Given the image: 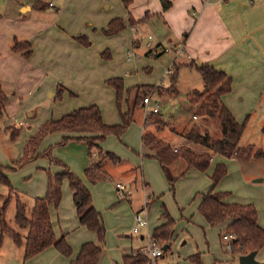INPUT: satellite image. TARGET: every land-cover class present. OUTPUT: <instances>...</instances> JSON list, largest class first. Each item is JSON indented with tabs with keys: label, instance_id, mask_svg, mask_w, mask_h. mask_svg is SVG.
Here are the masks:
<instances>
[{
	"label": "crops",
	"instance_id": "1",
	"mask_svg": "<svg viewBox=\"0 0 264 264\" xmlns=\"http://www.w3.org/2000/svg\"><path fill=\"white\" fill-rule=\"evenodd\" d=\"M33 11L37 12V15L27 19L28 13ZM113 21L117 22V26L118 24L121 25V30L115 34L106 35L104 30ZM146 34H149L148 36L151 34L154 41L152 42L151 36L150 40L147 36V42L143 48V40ZM13 42L27 43L29 44V49L16 53L12 50ZM148 42L152 45L153 50L146 46ZM165 47L183 49V52L178 55L171 52L164 53L162 49ZM129 48L133 49L132 52L135 53V57L128 58L127 52H130ZM26 52H30L27 57L23 55ZM169 54L171 56L166 60L165 57ZM201 65L211 66L231 79V91L223 95L221 100L238 124L245 123L244 133L249 123V113L252 110H258V113L261 114L264 110V0H0V87L7 96L4 111L8 122L5 126H11L17 130V137L24 127L23 133L26 134V136L24 135L25 137H22V139H26L24 145L37 131L33 132L34 128L31 120L35 117L33 113L34 106L41 98L39 93L43 91L44 93H51V97L54 96V98L59 100L61 111L55 118H42L41 124L50 120H59L73 111L93 105L100 108L102 121L107 126L120 125L121 115L128 113L130 110L132 112V124L134 122V110L140 109L142 111L141 131L138 132L134 129L135 127L130 130L128 126L121 139L123 137V141L134 146H136L135 144L139 139L140 149L141 138L147 132L154 133L158 139L168 143L170 146H172L170 142L172 140L171 136L174 135L181 138L182 144L172 147L174 149L179 148L185 144L181 134L193 122L197 121V118L194 119V113L190 122L186 124L182 122V128L179 131L170 130L169 134H165L169 137L164 138L160 134L167 130L168 122L161 115L160 106L157 115L161 116L163 123L166 125L163 130L157 132L155 126H146L147 116L144 114L141 102L139 108H137L138 105L134 106L135 97L141 96L145 89L152 88V93L150 94L152 101H157L159 104L161 101L174 100L179 95V90L176 86L180 72L185 69H194L193 66ZM167 68H171L173 72L176 68L178 69V78L175 84L176 94H172L173 96L167 93V89L171 87V74H165ZM143 73L149 74V76L145 77ZM110 80H120L122 82V95L119 104L116 101L114 87L108 84ZM140 83L143 85H139ZM156 88L159 91H155ZM132 89H136V93L133 100L130 101L129 91ZM34 92H37L35 97L33 96ZM106 97L110 107H112L113 103L115 107L116 104L119 107V115L113 113L114 116L107 120L105 117L107 116L108 118L111 113L107 112L106 114L103 109L105 108ZM63 108L65 109L63 110ZM123 108H126L125 112L122 111ZM69 110L72 111L70 112ZM22 112L28 118V122L25 121V124L21 121H16L18 117H23ZM34 121L37 120L35 119ZM38 122L40 121L38 120ZM3 132L10 136L8 131ZM28 134L30 135L28 136ZM55 134L58 135L54 137ZM55 134L44 138L33 160L45 157L50 160L49 162H52L51 157H48V155H51L50 149L41 152L43 150L41 146L46 141V138L48 139L52 135L54 138H52L51 142H56L59 137L62 140V145L67 144L66 147L70 149L74 148L72 146L74 141H81V138L90 136L77 133ZM66 138L70 140L63 143ZM106 141L104 148L101 147L100 143H98V147L114 154L108 151L111 143L110 137ZM239 146H241L240 141ZM114 155L117 156L116 154ZM95 156L97 161L91 164L98 162V156L96 154ZM117 157L120 158V156ZM19 159L20 157H17L11 162L17 165L16 162ZM140 159H143L141 155ZM33 160L30 162L32 163ZM227 160L231 161L232 165L236 161L242 163L235 156L231 159H226L221 155L214 154L211 156L210 166L203 173H210V179L215 166L217 164H225ZM108 164L110 163H106L104 167ZM120 164L122 162L114 165ZM89 165L81 167V162H76V168L80 166L81 174L87 183L84 170ZM0 166L6 169L9 168V166L1 163ZM33 169L34 166H30V168L17 172L16 175L26 178L28 176L26 173L31 174ZM43 170L45 169L43 168ZM132 170L127 169L123 173L126 177H130ZM62 172L64 171L60 173ZM70 172L72 173V171ZM201 173L196 170H190L187 175L193 174L195 177L192 179L194 181L192 182L191 180V182L197 183L200 179L203 181V178H199V175H202ZM4 176L6 177L5 172ZM227 178L228 169L226 176L214 188L212 183L207 181L204 185L200 181L201 186L188 182L190 184L188 187L189 198L191 194H199L196 201L197 212L201 201L200 196L211 190L229 193V196L224 199L226 203L250 204L256 209L255 204L258 198L251 195L252 188H247L250 192L249 196L242 201H237L232 196V193L225 189L229 181ZM47 182L48 179L45 193H43L44 196ZM117 183H121V181L116 182L115 185ZM121 184L127 187L125 183ZM202 187L203 191L199 193ZM41 190L43 192V186H41L39 191L41 192ZM61 192L62 197L59 206H51L49 208L53 232V213L55 212L57 217L58 208L62 204L63 198L69 206L70 216H76L74 204L70 202H73L72 192L66 180L62 182ZM44 196L41 198H44ZM261 199L263 201L264 197ZM93 201L94 198H92L94 207ZM114 201L116 200L114 199ZM70 204H72V207ZM146 206L147 203L145 202L144 210ZM75 216L73 219L77 223L78 231H80L79 227L83 226L79 224L78 218L77 216L75 218ZM200 217L202 218L201 215ZM146 221L147 229L149 220L146 218ZM257 224L264 229V216L261 217L258 212ZM75 225H65L66 234L61 236L66 238L68 230ZM226 225L222 224L217 227L220 236H224L225 233L223 232ZM81 233L83 235L80 240L77 239V241H70L69 243L66 239L72 250L70 257L66 258L54 247H49L35 257L25 261V263L69 264L77 257L80 247L84 243L92 241L89 234L82 231ZM54 235L58 238L55 232ZM140 239L143 240L144 236L141 235ZM146 251L147 249L137 253L145 254ZM257 256L259 257L258 260L264 261V248L257 253ZM237 258L238 256L230 252V257L225 262H233ZM220 260L221 258L218 255L213 254V264ZM207 262L210 264V261ZM204 263L202 262V264ZM179 264H186V262H180Z\"/></svg>",
	"mask_w": 264,
	"mask_h": 264
},
{
	"label": "rangeland",
	"instance_id": "2",
	"mask_svg": "<svg viewBox=\"0 0 264 264\" xmlns=\"http://www.w3.org/2000/svg\"><path fill=\"white\" fill-rule=\"evenodd\" d=\"M36 15L37 12L35 13V11L28 13L27 19H31ZM148 35L149 34H146L143 40V48L147 42L146 38ZM150 36L153 42V36L151 34ZM129 51H133V49L129 48ZM170 54L165 57L166 60L170 58ZM129 72L128 74H130ZM143 75L145 77L149 76V74L146 73H143ZM139 85L143 84L140 83ZM176 87L179 90V95L176 99L161 101L159 103L160 113L168 122L166 126L167 130H164V132L160 134L164 138L169 137L165 134H169L170 130L179 131L182 128V122L186 124L191 121L194 109L188 103L186 95L194 89L201 91L203 88L202 80L195 69L182 70ZM135 91L136 89L129 91L130 101L133 100L136 93ZM143 92L141 93V98L142 95L143 97L146 96V93ZM167 93L173 96L171 91ZM39 94H41V98H39L34 106L33 113L35 117L31 120V124L34 128L33 132H35L42 123V118H55L59 111H61L59 100L54 98V96L51 97V93H44L42 91ZM149 94H151V92ZM33 96H37V92H34ZM107 97L104 102L105 108H103V106L102 108L105 110L106 114L110 112L112 115L109 113L110 116H108V118L106 116V120L113 117V113L119 115V107H117V104L115 107L114 103L112 107H110ZM140 100L138 101L137 108L140 107ZM65 108H63V110ZM122 111L125 112L126 108H123ZM134 111V122L131 126L129 125V129L132 130L135 127L134 129L139 132L142 129V111L140 109H135ZM22 115L23 117H18L16 121H21L25 124V121L28 122V118L23 112ZM249 115V123L240 139V145L247 146L252 144L257 149L262 148L263 135L260 130L264 121V110L261 114L258 113V110H252ZM3 117L4 118L0 120V163L9 166L4 172L13 189L6 209L5 220L10 229L22 236L23 244L22 246H16L8 236H4L0 245V264H26L23 260V254L27 230L20 229L15 223L16 200L19 198L21 203L26 207V216L29 218L35 199L44 196L43 193H45L48 177H52L57 174V172L60 173L65 170L69 172L72 171V173L81 178L83 184L92 193L95 209L103 218L105 241L100 264H122V256L148 249L149 239L147 240V238H150L153 228L167 222L164 216L165 211L174 221V236L169 251L163 252V256L156 260V264H179L180 262L196 264L194 261L196 257L199 258L201 263L205 262L204 264H208L207 261H210V264H213V254L221 258L220 261L214 264H238L237 259L233 262H225V260L230 257V252L226 250L223 235H219L217 230L218 226L210 227L198 214L196 201L198 200L199 194H191L189 198L188 187L190 184L188 182H191L195 176L193 174H186L184 177L179 178L185 168L182 161L178 160L172 166L162 169L156 160L147 157V151L141 148L139 149V139L135 144L136 146H134L123 141V137L121 139V137L118 138L111 135L109 136L111 143L109 144L108 151L120 156V162H122V164L106 165L104 169L109 174L110 178L90 185L83 178L80 166L76 168V162H81V167H85L97 161V157L92 152H89L88 147L82 141H74V143H72L73 149L67 148V144L62 145V140L59 137L56 142H51L52 138L56 137L58 134H55L54 137H52V135L48 137V139L46 138V141L41 146L43 148L41 152L50 149L49 152L51 155H48V157H51L52 162H49L50 160L48 158L39 157L34 159L32 163L29 162L20 166L12 163L11 161L22 156L23 145L26 140L22 139V137H25L26 134L23 133V127L19 136L11 140L9 134L3 132V128L8 122L5 111ZM146 118L148 121L150 117L147 116ZM35 119L37 121H34ZM38 120L40 122H38ZM29 135L30 134H28V136ZM108 138L106 137L105 140L100 142L102 148L105 147ZM171 139L170 142L172 146L182 144L181 138L173 135ZM103 152L106 151L103 150ZM140 155L143 159H140ZM143 164L145 166L144 168ZM225 164L228 169L227 179L229 180L225 189L232 193L235 200L242 201L250 195L248 189L252 188L251 195L258 198L255 204L257 212L261 217L264 216V208L262 209L264 199L263 201L261 199L264 197V181L261 183L252 182L254 179L258 178L264 180V160L252 159L248 163H239L236 161L234 165H232L231 161L227 160ZM12 166L14 170L11 168ZM30 166H34V169L31 174L26 173V175H28L26 178H21L20 175H16L17 172L30 168ZM43 168L45 170H43ZM127 169H133L130 177H126L123 173ZM201 174L199 178H203V181L200 179L197 183H192L194 181L192 180L191 183L193 185L201 186V182L203 185L206 181L211 182L209 179L210 173L205 174L202 172ZM173 178L177 179L171 182L170 180ZM119 181L125 183L127 187L133 191L131 201L118 200L115 197L114 185ZM41 186H43V192L42 190L41 192L39 191ZM200 189L199 193L203 191V187ZM8 190L9 189L0 182V205L3 203L2 197L9 195ZM114 199L116 201H114ZM64 200L63 198L62 204L58 208L59 211L57 210L59 212L57 214L58 218L56 217V213H53L52 222L55 234L59 238L62 234H66L64 230L65 225L72 226L76 224L68 230L66 235L65 239H67L69 243L70 241L75 242L77 239L80 240L83 235L81 231L89 234L92 241H94V234L87 231L85 228L79 227L80 231H78L77 223H75L73 219L75 215L73 217L70 216L69 206ZM70 202L73 204L72 201ZM145 202L147 206L144 210L143 206ZM72 204H70L71 207ZM136 214L149 220L147 229L140 228L137 232L133 231L136 226L133 220ZM141 235L144 236L143 240L140 239ZM231 254H233V249ZM256 259L258 260L259 257L256 256Z\"/></svg>",
	"mask_w": 264,
	"mask_h": 264
},
{
	"label": "trees",
	"instance_id": "3",
	"mask_svg": "<svg viewBox=\"0 0 264 264\" xmlns=\"http://www.w3.org/2000/svg\"><path fill=\"white\" fill-rule=\"evenodd\" d=\"M116 23L113 21L104 30V33L111 35L121 30V25L118 24L117 26ZM26 49H29V44L13 42L12 50L14 52L20 53ZM29 53L26 52L23 55L27 57ZM193 67L202 80L203 88L201 91L193 90L187 95V100L194 109V115L198 121L193 122L181 134L185 144L176 149L158 139L154 133H145L141 138V149L147 151V157L156 160L162 169L172 166L178 160L182 161L185 168L179 178L184 177L190 170L205 172L210 166L211 156L214 154L221 155L226 159L235 156L242 163L249 162L252 159L264 160V143L263 147L259 149L254 145L239 146L245 123L238 124L221 100L223 95L231 91V79L208 65ZM177 78L178 69L176 68L171 73V87L167 89V92L171 91L172 94H176L175 84ZM108 84L114 87L116 101L119 104L122 95V82L120 80H110ZM151 89H145L143 93L148 96L150 92L152 93ZM155 91H159L158 88ZM140 98V95L135 97L134 106L138 105ZM142 99L140 102H142ZM6 100L7 96L0 87V120L4 118ZM131 122V110L121 115V124L116 126L105 125L102 121L101 110L95 105L73 111L59 120H50L41 124L34 135L26 141L22 156L16 164L22 165L32 161L36 157V152L42 141L48 135L55 133L90 135L80 140L87 145L89 152L98 156V162L89 165L84 170V176L90 184L107 180L109 175L105 171L104 165L106 163L118 164L121 159L110 152H103L98 147V143L105 140L109 135L120 138ZM149 125L155 126L157 132H159L164 129L166 124L163 123L160 115L154 114L146 121V126ZM3 131L10 133L11 140L17 138L18 131L13 127L5 126ZM261 133L264 138V121L261 126ZM69 140V138H66L63 143ZM5 170L6 168L0 166V182L9 189V195L2 197L3 203L0 205V245L3 237L8 236L16 246H22V236L10 229L5 220L6 209L13 192L8 179L4 176ZM226 174V165L217 164L210 176L212 187L214 188ZM176 179L173 178L170 181ZM64 180L67 181L72 192V200L79 224L95 236L94 241L84 243L80 247L77 257L69 264H100L105 241L102 216L93 207L89 189L80 178L68 170L48 177L46 194L44 198L35 199L29 218L26 216V207L19 199L16 200L15 223L20 229L27 230L23 260L27 261L35 257L49 247H54L66 258L71 256L72 250L65 236L55 237L49 216V208L59 206L62 197L61 185ZM228 196L229 193L214 192L213 190L202 194L198 213L210 227L227 224L223 233L235 236L232 243L234 255L239 257L253 251L258 253L264 248V229L257 224L255 207L250 204L226 203L224 199ZM164 216L167 222L152 231L150 240L161 248L166 247L165 252H168L174 236V221L166 211ZM194 261L196 264H202L198 257ZM148 262L147 254L143 253L122 258V264H148Z\"/></svg>",
	"mask_w": 264,
	"mask_h": 264
},
{
	"label": "built area",
	"instance_id": "4",
	"mask_svg": "<svg viewBox=\"0 0 264 264\" xmlns=\"http://www.w3.org/2000/svg\"><path fill=\"white\" fill-rule=\"evenodd\" d=\"M148 39L150 40L151 37L148 36ZM146 46L150 50H153V47L150 44V42H148L146 44ZM162 51L164 53L173 52L174 54L178 55V54H181L183 52V49L165 47L162 49ZM127 56H128V58H131V57H135L136 55L134 52L130 51V52H127ZM171 73H172V69L167 68L165 71V74L170 75ZM141 103H142V107L144 110V114L146 116L150 117L151 115L158 113L159 104L157 101H152L150 95L143 97ZM195 118L196 117H194V119ZM115 190H116V197L119 200H131V198L133 196L132 190L130 188L126 187L124 184L117 183L115 185ZM134 222L136 224V226L134 227V230H133L134 232H137L140 228H146L147 227L146 219L142 218L140 215H136L134 217ZM234 239H235V236L233 234H224V236H223V240L225 242L226 250L229 252L232 251V243H233ZM145 254H147V256L149 258L148 264H156V260L163 256V250L158 244H156L154 241H151L149 238L148 249H147Z\"/></svg>",
	"mask_w": 264,
	"mask_h": 264
},
{
	"label": "water",
	"instance_id": "5",
	"mask_svg": "<svg viewBox=\"0 0 264 264\" xmlns=\"http://www.w3.org/2000/svg\"><path fill=\"white\" fill-rule=\"evenodd\" d=\"M262 179L258 178V179H254L253 183H261ZM163 252L166 251V247L162 248ZM257 256V252L253 251V252H249L245 255H241L237 258L238 260V264H264V261H258L256 259Z\"/></svg>",
	"mask_w": 264,
	"mask_h": 264
}]
</instances>
